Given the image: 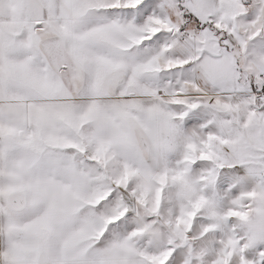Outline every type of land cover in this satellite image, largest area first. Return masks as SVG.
I'll use <instances>...</instances> for the list:
<instances>
[{
	"label": "snow or ice",
	"instance_id": "snow-or-ice-1",
	"mask_svg": "<svg viewBox=\"0 0 264 264\" xmlns=\"http://www.w3.org/2000/svg\"><path fill=\"white\" fill-rule=\"evenodd\" d=\"M0 264H264V0H0Z\"/></svg>",
	"mask_w": 264,
	"mask_h": 264
}]
</instances>
